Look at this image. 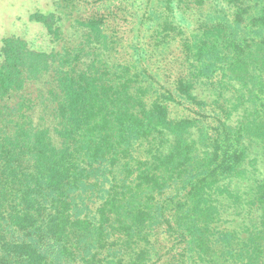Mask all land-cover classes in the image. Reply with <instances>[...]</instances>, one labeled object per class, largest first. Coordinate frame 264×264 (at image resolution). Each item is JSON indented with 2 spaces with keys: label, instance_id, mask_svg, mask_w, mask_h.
I'll list each match as a JSON object with an SVG mask.
<instances>
[{
  "label": "trees",
  "instance_id": "16d2710c",
  "mask_svg": "<svg viewBox=\"0 0 264 264\" xmlns=\"http://www.w3.org/2000/svg\"><path fill=\"white\" fill-rule=\"evenodd\" d=\"M0 44V264H264V0H52Z\"/></svg>",
  "mask_w": 264,
  "mask_h": 264
},
{
  "label": "rangeland",
  "instance_id": "374dc122",
  "mask_svg": "<svg viewBox=\"0 0 264 264\" xmlns=\"http://www.w3.org/2000/svg\"><path fill=\"white\" fill-rule=\"evenodd\" d=\"M52 7V0H0V44L4 36L16 35L35 48L52 49L43 25L30 20L31 13L47 12Z\"/></svg>",
  "mask_w": 264,
  "mask_h": 264
}]
</instances>
